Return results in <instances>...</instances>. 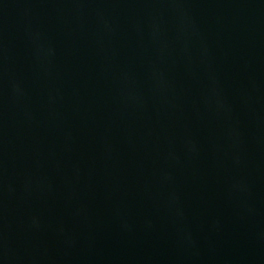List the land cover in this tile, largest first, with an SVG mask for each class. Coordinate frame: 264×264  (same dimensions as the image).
Returning a JSON list of instances; mask_svg holds the SVG:
<instances>
[{
	"label": "water",
	"instance_id": "water-1",
	"mask_svg": "<svg viewBox=\"0 0 264 264\" xmlns=\"http://www.w3.org/2000/svg\"><path fill=\"white\" fill-rule=\"evenodd\" d=\"M0 264H264V0H0Z\"/></svg>",
	"mask_w": 264,
	"mask_h": 264
}]
</instances>
